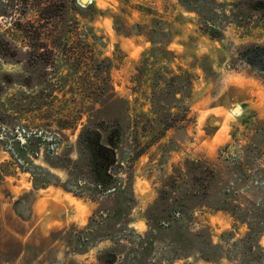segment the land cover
Instances as JSON below:
<instances>
[{"label": "rangeland", "instance_id": "obj_1", "mask_svg": "<svg viewBox=\"0 0 264 264\" xmlns=\"http://www.w3.org/2000/svg\"><path fill=\"white\" fill-rule=\"evenodd\" d=\"M0 264H264V0H0Z\"/></svg>", "mask_w": 264, "mask_h": 264}, {"label": "trees", "instance_id": "obj_2", "mask_svg": "<svg viewBox=\"0 0 264 264\" xmlns=\"http://www.w3.org/2000/svg\"><path fill=\"white\" fill-rule=\"evenodd\" d=\"M227 148H228V146H227ZM40 183H41L40 180L37 179V180L35 181V187H36V188H39V186H43V185H45V184L41 185ZM214 204H215V203H213V205H214ZM218 206H220V205H218ZM174 218H177V215H174ZM165 225H166V224H165ZM161 227H162V226H161ZM161 227H159V228H161ZM148 236H149V235H148ZM141 240H142V239H141ZM142 241H143V240H142ZM208 246H210L209 249H212L210 243H208ZM205 256H206V253H205ZM207 257L209 258L210 256L207 255Z\"/></svg>", "mask_w": 264, "mask_h": 264}, {"label": "water", "instance_id": "obj_3", "mask_svg": "<svg viewBox=\"0 0 264 264\" xmlns=\"http://www.w3.org/2000/svg\"><path fill=\"white\" fill-rule=\"evenodd\" d=\"M84 1H85V0H82V2H84ZM238 110H239L238 108L235 109L236 112H238Z\"/></svg>", "mask_w": 264, "mask_h": 264}, {"label": "bare ground", "instance_id": "obj_4", "mask_svg": "<svg viewBox=\"0 0 264 264\" xmlns=\"http://www.w3.org/2000/svg\"><path fill=\"white\" fill-rule=\"evenodd\" d=\"M90 2H91V0H90ZM240 111V110H239ZM239 113V112H238Z\"/></svg>", "mask_w": 264, "mask_h": 264}]
</instances>
